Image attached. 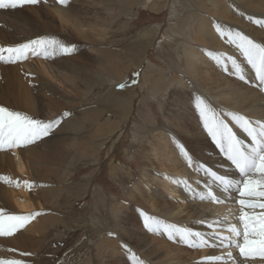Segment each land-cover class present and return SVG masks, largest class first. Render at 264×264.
Returning <instances> with one entry per match:
<instances>
[{"label":"rangeland","instance_id":"1","mask_svg":"<svg viewBox=\"0 0 264 264\" xmlns=\"http://www.w3.org/2000/svg\"><path fill=\"white\" fill-rule=\"evenodd\" d=\"M147 1H153L155 5L144 4L145 0H135L129 4L127 0H68L66 4L58 0H40L38 4L16 8L22 16L35 19L36 26L42 28L43 33L36 35L37 38L53 37L74 46L75 50L70 55L57 52L54 58H63L61 64L67 62L68 72L78 73L82 77L74 91L62 90L55 80H51L55 87L53 96L67 104V108L56 118L65 112L71 115L63 118L57 128L67 135L61 145L66 152V162L63 160L59 175L62 180H55L52 176L36 181L35 192L49 190L43 193L46 197L49 195L48 206L58 202L56 208L49 211L57 221L46 231L47 240L38 253L41 259L39 264H134L131 253L123 246L127 245L132 250L135 244L126 239L125 233L133 231V228L138 231L145 228L142 213L147 209L143 206L138 211L131 194L137 187L147 184L143 173L145 168L150 169L146 160L152 152L157 154L155 161L166 167L153 169L152 172L159 171L163 175L158 179L159 183L171 182L170 187L161 184L157 187L174 197L175 206L178 207L175 214L187 205L188 201L179 196L181 189L186 190L185 184L196 191L202 190V186L197 188L194 185L201 182L203 176L197 172L194 159L192 166H189L186 159L183 162L181 152L171 158L167 150L163 152L161 149L168 146H162L160 141L169 138V142L176 145L178 150L179 137L161 132L158 128L172 121V104L183 98L196 102L193 85L196 83L183 73L186 70L188 40L185 33H179L182 26L180 15L189 13L192 17L193 13L198 14L204 8H212L215 0ZM58 8L66 10L67 17L72 20L69 25L61 26ZM47 20L55 24L53 29H43V21ZM74 20L81 23L86 36L78 34ZM198 20L194 18L188 22L191 30L198 25ZM159 26L156 36L169 34L171 37L161 43H150L148 48L140 45L155 37L154 33L145 32L157 31ZM65 58L69 60L63 61ZM134 73L140 75L137 77ZM170 81L173 82L167 87ZM120 84L126 86L120 88ZM86 117L89 119L78 127L77 122ZM110 124L114 128L106 131ZM200 127L206 132L202 123ZM58 192H63V196L57 198ZM187 192L194 205L210 204L201 202ZM43 194L39 197L41 203L42 200L44 202ZM239 198L233 191L224 203H212L214 206L232 207L220 211V214L214 212L208 217L181 220L173 214L172 218L184 224L226 217L230 223L241 228L238 220L241 207L236 202ZM244 210L250 214L264 213V209L259 207ZM207 211H212V208L207 207ZM229 211L233 212L229 215ZM49 212L46 213L50 215ZM225 228L226 225H219L216 230L223 235H232ZM170 242L190 251L198 249L179 241ZM221 249L226 264H254L255 260H262L241 257L235 247ZM228 252L232 253L231 262L227 259ZM137 255L150 264L146 256Z\"/></svg>","mask_w":264,"mask_h":264},{"label":"bare ground","instance_id":"2","mask_svg":"<svg viewBox=\"0 0 264 264\" xmlns=\"http://www.w3.org/2000/svg\"><path fill=\"white\" fill-rule=\"evenodd\" d=\"M134 1L127 0V3ZM146 3L151 6L155 5L153 1L151 3L145 0L144 4ZM56 10L61 26L69 25L72 22L67 17L68 14L65 9L58 8ZM249 16L256 19H264V0H215V5L212 8H204L198 14L197 12L193 13L192 17L189 13L184 16L181 14L182 26L179 27V33L181 35L185 33L186 40H188L185 56L186 70L183 73L184 76L189 77L196 83L193 84L195 85V87L193 86L195 96L202 97L217 112H235L252 119H260L264 118V90L256 86L258 81L254 71L251 70L250 66L246 65L243 57L239 55L235 47L228 44L226 39H222L213 27L214 23H220L226 29L242 31L244 34L259 41L264 38V29L250 21L248 19ZM170 18L173 19V17ZM194 18L199 19L197 21L198 25L191 30V25L188 22ZM36 23L37 21L32 17L22 16L18 9H0V47H14L36 39V35L43 33L42 28H38ZM73 23L78 34L86 36L87 32L82 28L81 23L77 22V20H74ZM43 24V29L46 30L53 29L55 26L50 20L43 21ZM159 28L160 26L157 31L150 30L145 32L154 33L155 37L150 42L145 41V43L142 42L140 45H144V48H146L155 42L161 43L167 40L170 36L169 34H165L164 37L156 36ZM190 30L193 32L191 33ZM35 36L36 38H34ZM208 51L220 55L235 56L245 65L248 82L241 81L232 74L230 62L229 70L225 71L207 54ZM5 56H7L6 53ZM54 56L46 58L43 54L34 55L29 53L26 59L22 58L15 63L0 60V104L41 120H52L56 118V115L61 114L62 110L67 108V104L53 96L55 87L51 80H55L62 90L74 91L78 80L82 77L78 73H69L67 62L62 65L61 59L63 58L55 59ZM65 60L67 61L69 58H65L63 61ZM181 79L180 81H182ZM172 82L170 81L167 87ZM195 104L196 102H188L184 98L172 104L170 108L171 115H173L172 121L169 122V125L160 126L158 129H161V132L166 131L173 137L178 136L179 147L177 150L176 145L169 142V138L163 139L160 141L161 145H167L168 147L167 149L162 147V151L166 152L167 150L172 158L179 154L180 146L183 145L191 153L196 166L199 162H206L221 173H232L233 178L238 179V174L228 166L225 158L219 153L216 146H213L208 136H206V132L200 127L202 120L198 110L195 108ZM86 119L89 118L86 117L82 121H78V127H82ZM107 127L109 128L106 131L113 129L114 125L110 124ZM233 128L241 139L247 141V137L242 131L234 125ZM66 139V133L61 129H57L52 135L43 138L35 144L0 151V177L6 178L0 179V208L13 214L41 213L25 229L14 236L0 237V258L23 259L26 264H39L41 259H39L38 253L46 242V231L57 221V218L51 216L52 213L50 212L56 208L58 202L56 205L52 202L51 207L48 206L47 203L50 202L49 195L46 197L43 193H48L49 190L39 193L35 192L37 190L36 181L41 177L48 178L52 176L55 180H62L59 175L62 162L66 160H64L66 152L61 145ZM156 155V152H152V155L146 160L147 165L150 167V169L145 168L143 173L147 184H144L143 187H137L136 191L131 194L134 206L137 207L138 211L140 207L145 206L147 210H144V214L161 219L162 222L189 227L208 234L210 230L200 222H186L183 224L181 221L172 218L178 207L175 206L174 197L163 193L157 187L159 184L164 185V187H170L171 182L159 183L158 179L163 177V175L159 171L152 172L153 169L166 168L162 166V163L159 164L155 161L154 157ZM181 157L184 162L183 154H181ZM173 169L176 168L173 167ZM200 179L202 180L201 182L194 184L197 188H201L202 183L207 180L204 176ZM17 181L19 182V187L16 186ZM24 181L28 183L26 184ZM180 191L182 193L179 196L188 202L186 207L174 215L179 220L190 217H208L212 216L214 212H219L220 214V211L232 208L230 206H214L211 205L212 203H203L204 206H200V204L194 205L187 197L188 192L186 190L182 191V189ZM41 193L44 195V202L42 200V203L40 202L41 200L39 201ZM62 193L58 192L57 198L62 197ZM245 199L253 200L256 203L264 202V198L260 197H245ZM207 207L212 208V211L208 212ZM46 212H49L50 215ZM230 212L232 213L233 211H229V215ZM125 237L128 241L135 244L132 250L136 254L146 256L150 264H202L205 257L224 256L222 247H204L195 249L196 251H190L185 247L171 243V240L168 241L169 239L165 238L167 237L165 234L152 233L146 228L141 231L133 228V231L125 233ZM23 253H30V255H23ZM119 254L121 253L119 252ZM254 264H264V260H255Z\"/></svg>","mask_w":264,"mask_h":264},{"label":"snow or ice","instance_id":"3","mask_svg":"<svg viewBox=\"0 0 264 264\" xmlns=\"http://www.w3.org/2000/svg\"><path fill=\"white\" fill-rule=\"evenodd\" d=\"M39 2L40 0H0V9H16ZM58 2L66 4L68 0H58ZM248 19L264 29V19H256L252 16H249ZM213 27L222 39H226L228 44L235 47L246 65L254 71L258 81L256 86L264 90V38L258 41L242 31L226 29L220 23H214ZM74 50V46L56 38H37L14 47H0V60L15 63L22 58L26 59L29 53L43 54L47 58L54 56L57 52L70 55ZM207 54L225 71L229 70L230 62L232 74L239 80L248 82L245 65L235 56L220 55L211 51H208ZM134 75L138 77L140 73H134ZM125 86V84L119 85L120 88ZM195 99V108L199 112L203 128L219 153L225 158L228 166L238 174V179H234L232 173H221L206 162H199L196 170L207 178L202 183V190L196 191L189 184H185V188L201 202L216 204L224 203L225 199L229 198L235 190L240 197L236 202L241 207L238 220L242 224V229L230 223L226 217L201 220L200 223L211 230L206 234L189 227L162 222L142 213L144 226L149 232L165 234L169 240L179 241L189 247H235L239 250L241 257L256 254L264 256V213L250 214L244 210L256 207L264 209V202L256 203L244 198H264V118L252 119L235 112L219 113L202 97L197 96ZM70 115L71 113L65 112L61 117L41 120L0 104V151L35 144L52 135L55 129L60 126L62 119ZM233 125L246 135L247 141L237 135ZM180 152L188 165L192 166L193 157L183 145L180 146ZM0 179L6 178L0 177ZM24 183L28 182L24 181ZM176 183H180V181H176ZM16 186L19 187L18 181ZM40 214L39 212L13 214L0 208V237L14 236L25 229ZM219 225H226L224 230L232 235H223L221 231H217ZM123 247L131 253L134 264H146V261L132 252L127 245ZM23 255H30V253H23ZM227 259H233L231 252L227 253ZM0 264H26V262L23 259L0 258ZM202 264H226V261L223 255L208 256L204 258Z\"/></svg>","mask_w":264,"mask_h":264}]
</instances>
